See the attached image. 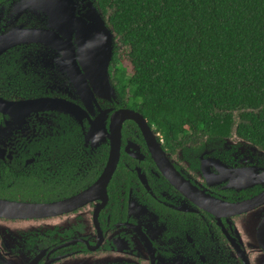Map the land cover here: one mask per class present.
Here are the masks:
<instances>
[{
  "label": "flooded vegetation",
  "instance_id": "flooded-vegetation-1",
  "mask_svg": "<svg viewBox=\"0 0 264 264\" xmlns=\"http://www.w3.org/2000/svg\"><path fill=\"white\" fill-rule=\"evenodd\" d=\"M3 6L0 32L14 12ZM39 19L30 8L19 21ZM50 50L22 44L0 56V202L31 203H0V264H264V152L241 137L169 143L121 94L114 55L98 91L83 70L75 84ZM47 97L85 113L44 109L36 100ZM25 100L19 119L4 105ZM122 109L149 129L122 122L117 167L106 190L92 187ZM98 118L103 133L93 131Z\"/></svg>",
  "mask_w": 264,
  "mask_h": 264
},
{
  "label": "trees",
  "instance_id": "trees-1",
  "mask_svg": "<svg viewBox=\"0 0 264 264\" xmlns=\"http://www.w3.org/2000/svg\"><path fill=\"white\" fill-rule=\"evenodd\" d=\"M95 3L116 33L121 94L167 142L224 139L236 124L264 149V0Z\"/></svg>",
  "mask_w": 264,
  "mask_h": 264
},
{
  "label": "water",
  "instance_id": "water-1",
  "mask_svg": "<svg viewBox=\"0 0 264 264\" xmlns=\"http://www.w3.org/2000/svg\"><path fill=\"white\" fill-rule=\"evenodd\" d=\"M78 1L80 3L76 0H13L14 12L10 14L12 16L10 23L5 26L3 32H0V56L18 45L39 43L50 47L53 56L49 61L58 67H63L75 84L78 71L83 70L86 73L85 76H89L91 85L95 86L94 90H107L110 85L108 66L114 55L116 33L94 1ZM2 8L4 9V6L0 8V20L3 15ZM30 8L31 12L40 18L38 23L35 21V26L19 21V18ZM110 89H114L112 85ZM85 90L87 91L84 98L90 100L93 91H88L86 87ZM36 101L44 109L51 108V110L64 112L71 117L85 113L79 104L65 98L47 97ZM30 102L31 100H25L3 104L6 105L8 111H11L12 116L19 119L18 116L24 117L29 113L26 107H29ZM9 107L13 109L10 110ZM117 114L110 128L112 149L107 166L92 187L101 185L106 190L117 167L120 158L122 122L126 118H133L141 127L149 129L147 119L138 111L122 109ZM98 119L94 123L93 131L103 133V120ZM56 123L59 127L61 126V122ZM215 141H223V139ZM258 147L264 152L263 148ZM0 203L31 206V203H15L8 200Z\"/></svg>",
  "mask_w": 264,
  "mask_h": 264
},
{
  "label": "rangeland",
  "instance_id": "rangeland-1",
  "mask_svg": "<svg viewBox=\"0 0 264 264\" xmlns=\"http://www.w3.org/2000/svg\"><path fill=\"white\" fill-rule=\"evenodd\" d=\"M117 43V42H116ZM118 44H119V48H120V50L122 51V52H126L127 50H126V48L121 44V43H119L118 42ZM123 58V64L124 65H126L127 67H128V69H129V71H132V64H130V61L128 60V58H127V56H126V54L122 57ZM235 126H236V124L234 125V129H233V133H232V135H231V137H230V135L228 136L229 138H227V140L228 141H230V140H233V141H235V140H238L239 138V136L236 134V132H235ZM262 150V149H261ZM264 150V149H263Z\"/></svg>",
  "mask_w": 264,
  "mask_h": 264
}]
</instances>
